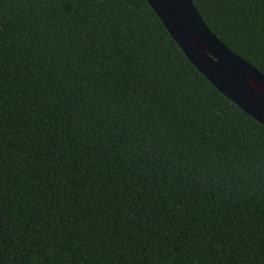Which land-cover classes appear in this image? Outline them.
I'll return each mask as SVG.
<instances>
[{
    "label": "trees",
    "instance_id": "1",
    "mask_svg": "<svg viewBox=\"0 0 264 264\" xmlns=\"http://www.w3.org/2000/svg\"><path fill=\"white\" fill-rule=\"evenodd\" d=\"M192 1L221 42L264 74V0ZM0 46L5 52L0 76L6 81L0 101V167L4 169V180L0 182V264H264V125L228 99L189 61L147 0H0ZM95 66L99 72L94 81L80 76L91 75ZM33 76L37 87L31 89ZM72 76L81 92L70 104L65 102V107L71 108L66 115L79 110V120L91 129L84 116L90 101L97 125H103L101 131L108 129L104 136L111 142L114 135L117 144L123 141L126 148L121 149L125 151L123 164L119 156L115 159L116 153L108 158L105 151L108 165L95 166L99 182L108 180L107 186L119 190L118 186L128 179L121 172L125 164L129 173L137 169L132 173L135 179L145 171L135 163L139 151L152 169L141 178L145 192L155 191L149 189L158 178L152 161L162 160L161 148H168L172 159L177 160L170 167L177 173L205 177L199 189L201 206L216 208L222 201L234 204L240 200L245 213L243 224L236 221L239 239L235 238V229L224 227L236 225L229 224L231 210L223 208L220 221L206 218L207 222L194 225L197 230L203 227L212 239H205L198 250H187L180 236L174 232L165 235L163 225L160 230L152 222V218L165 216L166 194L153 199L151 209L145 197V205L137 211L140 194L134 193L135 207L130 204V216L128 212L124 215L129 228L139 231L141 237L146 234L148 240L141 239L137 245L124 242L118 249L95 253L77 243L79 236L71 234L70 227L77 226L81 202L67 197L66 186L52 183L59 179L55 168L49 167L43 173L39 170V155L26 156L32 129L27 121L21 124L27 114L20 106L27 105L34 92L54 98L55 103L60 99L57 94L73 87ZM85 82L88 85L84 89ZM23 95L25 98L20 100ZM75 95L72 91L71 96ZM144 97L153 107L149 113L154 110L156 116V122L149 123H157L158 128H144L149 135L140 140L128 112L132 111V103L147 107ZM33 110L39 111L34 105ZM42 115L55 118L51 111ZM71 123L69 120L65 127ZM60 124L57 120L56 126ZM68 140L69 146L79 143L75 137ZM38 146L47 149L45 156L57 147L50 135L41 137ZM72 159L75 162V157ZM107 171L112 175L107 177ZM61 187L66 197L62 211H49L48 220L42 201L52 192L55 202ZM85 187L79 185V190ZM104 187L100 184L101 189ZM131 188V184L125 186V193ZM77 190L74 184L72 191ZM112 195L117 201L127 199L119 192ZM112 203L110 199L108 204ZM116 207L119 224L124 217L119 215L118 204ZM183 211L187 214V207ZM101 212L105 217L110 215L106 207H101ZM202 215L198 214V220ZM97 219L90 217V223L86 220L85 224H96ZM53 225L60 231H55ZM112 226L109 219L108 227ZM146 227L152 232L145 233ZM215 232L217 236L222 232L227 235L217 241Z\"/></svg>",
    "mask_w": 264,
    "mask_h": 264
},
{
    "label": "snow or ice",
    "instance_id": "2",
    "mask_svg": "<svg viewBox=\"0 0 264 264\" xmlns=\"http://www.w3.org/2000/svg\"><path fill=\"white\" fill-rule=\"evenodd\" d=\"M5 57V52L3 47L0 46V63H3V59ZM93 58H97V56H93ZM101 59V57H98ZM103 66V65H101ZM99 72L98 67H94V71H91V75L81 74L80 76L91 78L93 81L97 77V73ZM33 81L31 85L32 88H36L35 84L36 77L33 76ZM76 77L72 76L73 87L68 88L66 93L57 94L60 99H56L55 103L53 102L54 98H49L46 95L38 94V92H34L31 94L27 105H20L21 108L24 109L23 113L27 115L21 120V124H24V121H27V125H29L32 129L30 136L31 142L30 149L26 152V156L30 155L33 158L39 155L40 168L39 170L44 173V171L53 167L59 172V179L53 180L52 183H58L60 186H66L68 188L67 197H72L73 199H79L80 205L79 207L82 209L77 215L79 220L77 222L76 227H70V232L75 233V235L79 236V240L77 243L83 244L86 249H91L93 253L99 251L103 252L106 250H114L118 249L121 243L128 242L132 245H137V243L143 239L148 240V236L145 234L141 237L139 231L129 228L128 219L125 218L124 213L128 212V206L132 204L135 207L133 201V194L139 193L140 198L138 199L139 208L137 211H140L141 207L145 205L146 199L148 201V208L151 209L153 199H158L160 195L166 194L165 207L167 211H165L164 217H159V220L156 218H152V222H155L159 229L161 230L160 224L163 225V233L167 235L170 232L176 233L182 240H184L187 250L194 249L198 250L199 246L204 242L205 239H212V236L206 234L204 232L203 227L197 230L194 225L201 224V222H207L208 220H219V214L223 210V208H228L231 212H235V216H231V222L229 224L236 225V227L231 228L228 224H224V227L232 230H236V239H239L241 232L239 225L236 223L239 220L240 224H243L241 220L243 219L244 206L240 207V200H236V203H231L226 201H222L219 204V207L216 208H208L201 206L198 202L200 200L199 189L201 185L205 182V177L203 175L193 174V177L187 175H181L177 173L170 166L174 163H177V160H173L168 148H161V151L164 153L162 160H154L155 167L158 170V178L154 183L149 184V189L154 188L155 191L149 190L145 192L144 186L142 184V177L145 174L151 173L152 169L148 167V162L142 160V155L139 151L136 152L135 163L144 168V172H140L137 174V177L133 179V172H137V169H133L129 173L127 171V165L121 168V172L128 177L127 181H125L122 185H119V190H114L112 186L108 185V180L104 183L99 182L96 179L95 166L96 165H108V158L114 152L116 153L115 159L119 156L121 163L123 164L122 156L124 152L121 149H126L123 145V141L117 144V139L114 135L111 138V142H109V138L104 136V133L107 132L108 129H104L103 125H97L96 120L94 119V114L91 113L92 103L89 101L88 108L84 109V116L87 120L88 124L92 126L91 129L85 126L83 122L79 120L81 115L79 110L73 112L71 116L66 115L67 112L71 111V108L65 107V102L68 104L71 103V100L76 99L80 95L81 87L78 84H75ZM88 85L86 82L83 84ZM6 87V81L3 80L2 76H0V101L3 98V90ZM30 89V90H31ZM41 89V88H39ZM85 89V87H84ZM29 90V91H30ZM78 90V91H77ZM75 91L76 95L71 96V92ZM89 95L88 91L85 92V97ZM131 96V92L128 93ZM25 95H23L20 100H23ZM39 101L36 103V101ZM145 103H147V107L139 104V102L132 103V111L128 112V115L131 119L132 124L136 126L135 131L137 137L140 140H143L148 133L144 131V128H158L157 123L150 124V121L156 122V116L154 115V110L149 113V109L153 108L151 103L147 102V97H144ZM33 105L35 109L39 111L33 110ZM81 108H83V104H81ZM2 111V109H0ZM48 111L55 113V118H50L47 115H42ZM142 117V119H141ZM60 120V126H56V121ZM71 120L69 126L65 127L68 124V121ZM160 120V116H159ZM22 132V130H21ZM95 133V134H93ZM51 136L55 139L57 147H53L51 152H49L48 156H45V152L47 151L44 147L38 146V141L41 137L47 138ZM183 136L184 134L181 133ZM101 136H104V139L101 140ZM33 137L35 138L33 140ZM68 137H75V139L79 142L78 144H72L69 146ZM81 137H85V139L81 140ZM90 137V138H89ZM62 138V139H61ZM28 141V142H29ZM131 144V140L128 141ZM139 143V141H137ZM64 145V148L58 147L59 145ZM116 145V147H113ZM67 149V150H65ZM107 151L108 158L104 159V153ZM173 151V150H172ZM54 152L55 155L52 156L51 153ZM77 152L79 154H77ZM174 152V151H173ZM63 154V159L61 160V155ZM129 155H132L129 152ZM159 156V152L156 153ZM72 157H75V162ZM151 160V158H149ZM178 159V158H177ZM33 167H36V164L33 163V160L30 161ZM164 165L162 172H160V166ZM65 166H67V174L65 173ZM110 167V166H109ZM176 172V175L172 173ZM111 171H107L105 174L107 177L109 176ZM164 173L167 174V178L165 179ZM112 175V173H111ZM203 177V178H201ZM48 179V178H47ZM4 180V169L0 167V182ZM148 181H153V177L149 174ZM114 181H112L113 185ZM77 186V191L73 192V185ZM86 185L83 190H79V185ZM100 184L106 185L103 189L100 188ZM131 184L132 188L130 192L125 193V186ZM101 191H103V195L101 196ZM119 192L123 197L127 195V199L116 200V198L112 195L113 192ZM76 193V195H73ZM65 192L60 188V194H58L55 198V202L52 201V192L51 195H48L47 199H43L42 204L44 208H47V212L45 215L48 217L49 211H55L59 213L62 211L63 204L65 202L66 197L63 195ZM85 197L87 200L85 201ZM99 197V203H97V198ZM198 197V198H197ZM112 200L113 203L111 205L108 204L109 200ZM68 203L71 205V200H68ZM117 204L119 205V215L124 217V220L119 224L116 223L117 217L115 215L117 211ZM127 204V207H125ZM101 207H106L109 212V217H105L101 212ZM187 207V214L184 213V208ZM43 210V209H41ZM202 213L203 215L198 220V214ZM71 214V213H69ZM128 215L130 216L129 212ZM90 217H97V223L88 226L85 224V221L88 220L90 223ZM152 217V216H151ZM169 217H172L171 221H169ZM133 220L136 217H131ZM67 219V217H65ZM112 221L113 226L111 228L108 227V220ZM135 224V223H133ZM144 225L140 224V227ZM55 231H60L59 228H56L53 225ZM46 228V225H45ZM69 226L67 227V229ZM79 229V231H77ZM145 233L148 230L147 227L144 229ZM91 232V237H89V233ZM152 232V231H151ZM126 233V235H124ZM50 235L52 233H49ZM65 232L61 237V241L63 240ZM226 233H221L220 236L216 235V240L220 241L226 237ZM42 238L44 236H41ZM53 239V235H52ZM141 247L146 245L141 244Z\"/></svg>",
    "mask_w": 264,
    "mask_h": 264
},
{
    "label": "water",
    "instance_id": "3",
    "mask_svg": "<svg viewBox=\"0 0 264 264\" xmlns=\"http://www.w3.org/2000/svg\"><path fill=\"white\" fill-rule=\"evenodd\" d=\"M189 61L228 99L264 125V74L230 50L192 0H147Z\"/></svg>",
    "mask_w": 264,
    "mask_h": 264
}]
</instances>
